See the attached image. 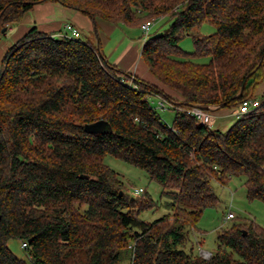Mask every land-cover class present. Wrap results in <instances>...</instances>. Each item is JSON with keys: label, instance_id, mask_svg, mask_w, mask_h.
<instances>
[{"label": "trees", "instance_id": "obj_1", "mask_svg": "<svg viewBox=\"0 0 264 264\" xmlns=\"http://www.w3.org/2000/svg\"><path fill=\"white\" fill-rule=\"evenodd\" d=\"M45 2L140 30L152 19L171 25L146 39L142 33L153 82L119 70L83 36L33 28L7 50L0 264H28L11 240L27 243L32 264H264V228L254 221L222 229L210 259L188 249L204 210L219 202L213 184L244 178L248 199L264 203V96L226 132L186 112L256 99L264 82V0H0V43L9 26ZM205 23L213 34L198 31ZM185 37L194 52L180 47ZM158 97L181 109L171 125L151 104ZM100 121L109 131L85 130ZM107 155L145 171L171 199L173 214L142 220L155 202L144 191L130 196Z\"/></svg>", "mask_w": 264, "mask_h": 264}, {"label": "rangeland", "instance_id": "obj_2", "mask_svg": "<svg viewBox=\"0 0 264 264\" xmlns=\"http://www.w3.org/2000/svg\"><path fill=\"white\" fill-rule=\"evenodd\" d=\"M150 21L154 22L150 31L151 36L162 34L171 25V21L168 18H160L157 20L152 19ZM9 27V30H11L14 25ZM198 31L202 35H211L215 32V28L209 23H205ZM84 34L83 38L85 40L88 39L86 34ZM180 47L185 52H194L192 38L185 37L180 42ZM4 55L0 61V73L2 71L1 62ZM199 62L206 63L208 60H200ZM129 83H131V81ZM158 100L159 99L157 98L151 99V104L154 108L157 107L156 103ZM236 110V108H226L215 111V126L212 129H221L227 121L235 120L236 123L237 119L234 117ZM157 111L165 123L168 125L173 123L176 114L175 110L170 107H166L165 110L157 109ZM104 162L109 168L120 175V179L125 184L124 189L130 196L135 197V190L142 189L144 191L142 197L150 196L155 202L154 207L141 212L140 218L142 220L153 222L165 215L173 214L168 206V204L172 202L171 199L167 197V195L163 194L162 187L156 181L152 180L145 171L111 155H107L104 158ZM213 185L219 202L216 206L208 207L204 210L197 225L198 229L191 230L190 234L191 236L188 249H193V252L196 255H199L201 250L210 252L211 254L215 253L218 249V233L222 231V229L230 228L234 223L244 221L249 223V221H254L259 226L264 228V203L258 200L251 201L248 199L244 178L232 179L226 187H222L216 183ZM229 212H232L235 215V219L226 221L225 217ZM8 246L19 258L25 260L28 264H32L26 250L22 247L21 241L11 240Z\"/></svg>", "mask_w": 264, "mask_h": 264}, {"label": "crops", "instance_id": "obj_3", "mask_svg": "<svg viewBox=\"0 0 264 264\" xmlns=\"http://www.w3.org/2000/svg\"><path fill=\"white\" fill-rule=\"evenodd\" d=\"M68 23L75 25L102 52L113 66L144 81L153 82V76L142 58L144 40L139 28L123 24H113L103 20L93 21L80 12L68 9L56 2L37 4L27 13L24 20L8 31L7 37L0 43V61L7 50L22 39L31 29L57 35ZM84 34V35H85ZM264 96V82L258 87L256 97ZM235 124L227 121L219 129L226 132Z\"/></svg>", "mask_w": 264, "mask_h": 264}, {"label": "built area", "instance_id": "obj_4", "mask_svg": "<svg viewBox=\"0 0 264 264\" xmlns=\"http://www.w3.org/2000/svg\"><path fill=\"white\" fill-rule=\"evenodd\" d=\"M154 22L148 21L144 23L141 27L143 36L145 39L150 36L151 28L153 27ZM82 36L81 31L73 24L68 23L64 26V29L61 33L58 34V37L61 38H69V39H80ZM158 102L156 103V109L165 110L166 107H170L173 110H181L177 104H173L171 102L166 101L165 99L158 97ZM260 106V100L258 98L251 99L243 102V104L237 108L234 117L238 120L245 114L252 112L254 109ZM208 108V109H206ZM213 107H205L201 105L193 106L186 110L187 114L197 120L199 125L208 127L210 129L214 128L215 126V111L212 110ZM143 193L142 189H136L135 194L140 195ZM226 221H230L235 219V215L232 212H229L228 215L225 217ZM22 247L26 249L28 247L27 243H22ZM200 255L205 259H210L212 254L210 252L201 250Z\"/></svg>", "mask_w": 264, "mask_h": 264}, {"label": "water", "instance_id": "obj_5", "mask_svg": "<svg viewBox=\"0 0 264 264\" xmlns=\"http://www.w3.org/2000/svg\"><path fill=\"white\" fill-rule=\"evenodd\" d=\"M4 33L6 32V30L3 31ZM243 90L241 91V94H242ZM240 94V95H241ZM225 107V105L223 106H218V107H214L212 110L213 111H218V110H221ZM208 109V108H206ZM108 128V124L105 123V122H97V123H94V124H91V125H87L85 127V130L91 134H101V133H104L105 131H109L107 130Z\"/></svg>", "mask_w": 264, "mask_h": 264}]
</instances>
